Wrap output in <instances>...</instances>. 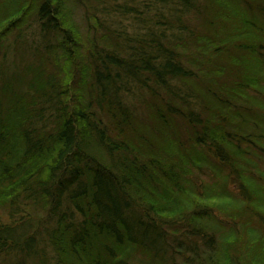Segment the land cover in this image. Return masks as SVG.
Wrapping results in <instances>:
<instances>
[{
	"label": "trees",
	"instance_id": "trees-1",
	"mask_svg": "<svg viewBox=\"0 0 264 264\" xmlns=\"http://www.w3.org/2000/svg\"><path fill=\"white\" fill-rule=\"evenodd\" d=\"M258 36L264 0H0V264H264Z\"/></svg>",
	"mask_w": 264,
	"mask_h": 264
},
{
	"label": "rangeland",
	"instance_id": "rangeland-1",
	"mask_svg": "<svg viewBox=\"0 0 264 264\" xmlns=\"http://www.w3.org/2000/svg\"><path fill=\"white\" fill-rule=\"evenodd\" d=\"M255 12H251V15L250 14H248L249 15V18H253V16H255L256 17V19H258L259 20V22L260 21H263L262 19H261V17L259 16V15H256V14H254ZM257 40H259V41H262L263 40V43H264V36H263V38L261 37V36H258L257 37ZM251 43H253V41H250ZM254 43H255V41H254ZM257 44V43H256ZM263 54H262V59L264 60V48L262 49V51H261ZM264 65V64H263ZM263 70H264V67H263ZM261 72H263V75H264V71H261ZM244 89H245V92H246V94L248 95V97L249 96H251V97H253L254 95H255V93L254 92H252L251 90H250V88L249 87H244ZM262 97V96H261ZM262 99H264L263 97H262ZM263 120H264V114H261V115H259ZM262 121V120H261Z\"/></svg>",
	"mask_w": 264,
	"mask_h": 264
}]
</instances>
